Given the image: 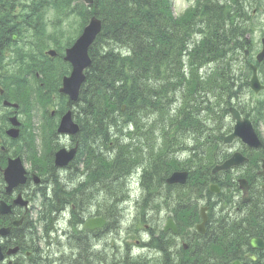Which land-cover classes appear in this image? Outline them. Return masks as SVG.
<instances>
[{
    "label": "rangeland",
    "instance_id": "1",
    "mask_svg": "<svg viewBox=\"0 0 264 264\" xmlns=\"http://www.w3.org/2000/svg\"><path fill=\"white\" fill-rule=\"evenodd\" d=\"M220 3H225L223 0H218ZM257 1V0H253ZM262 2V0H260ZM236 2L239 3V6H236L237 9L242 8L243 10V16L240 14L239 16H233L232 19L235 23H237V26L235 25V30L238 33L235 38H232L231 40L226 41L221 48L222 55L219 57L220 60L214 58L211 61L210 66L204 67L202 70L203 77L207 79L211 74L215 73V70L218 69L219 64L222 63L225 68L232 69L234 67V59H232L231 52L237 49L236 45H238V42L245 41L243 39L244 35L243 32L245 31H251L254 33L252 40V46L254 49H257V52H261L262 50V44L261 39L264 36V9L263 11H258L256 9H246L249 8L244 5L243 0H236ZM263 4V2H262ZM191 4L185 0H173L172 3V9L174 11V14L176 17L179 15H184L185 11L188 9V7ZM84 10H88L92 16L94 13L87 8L83 0H59L57 1L53 7L49 8L47 12L44 15V21L42 23V26L40 30L31 32H22V53L23 54H38L37 58L35 60H32L31 63L37 64L41 68H45L47 71L50 72L51 76H55L58 74V72H62L60 69L63 70V56L65 53V50L72 46V44L79 38V36L82 34V31L84 29V23L82 17H80V12ZM254 11L256 14H254ZM212 12V11H211ZM89 14V15H90ZM88 15V16H89ZM87 16V17H88ZM202 19L203 21H198L197 23H204L203 26L198 27L197 30H202L205 34H208V28L206 27L207 24V17L202 13ZM206 22V23H205ZM240 26V27H239ZM216 28L211 27V32H213ZM210 32V33H211ZM204 37V35H202ZM223 44V45H224ZM41 45V46H40ZM180 46V45H179ZM109 48H115L116 46L114 44H109ZM106 48H103L104 50ZM50 50H55L57 52V56L55 58L51 57L48 52ZM102 52V51H100ZM241 60V59H240ZM239 60V61H240ZM54 62L57 63L59 67V71L57 72L54 67ZM215 62V64L213 63ZM62 63V64H61ZM210 63V62H209ZM29 64V61L24 58L22 60V71H26L27 65ZM217 64V66H216ZM65 65V64H64ZM240 65L241 64H237ZM49 66V68H47ZM66 66V65H65ZM68 67V64L66 68ZM236 68V67H235ZM205 73L204 71H206ZM19 67L16 65L14 67L13 71H18ZM9 70L7 69V60L3 62L2 67L0 68V73L7 74ZM59 72V73H60ZM41 78V76L39 77ZM30 82L33 84L30 89V95L33 97L38 98L39 96H42L44 94V90H39V83H34L33 78L28 77ZM57 76L51 77L48 86L50 88L49 93V99H46L43 101L42 105H38L39 109L36 112V117L34 119H28L26 115H22V121L24 124H28V128L32 126L33 134H34V140L36 142L37 150H41V140L42 136L45 132V124L48 120L52 124H55L57 121V114L59 110H63L64 108L61 106V104L64 102L68 105L67 100L62 99L61 95L59 94V88L62 87L60 83H57ZM33 97L30 99L32 100ZM172 99L169 102V99ZM175 100L181 102L182 100H185L184 96L182 94L173 93L168 95L167 99L162 101V105L168 107L167 112L171 114H174L172 105L177 109V114L173 117V119L179 120L180 119V112L183 111L185 107V103L182 102L181 104H176ZM47 103V104H45ZM46 110H45V109ZM72 109V106L70 108ZM67 109V110H68ZM76 111V108L74 109ZM165 110V108H164ZM190 114V110L187 111ZM206 113H203L201 117H204ZM150 116H144V124H148V127L145 126L144 130H142V139L141 141L137 140H128V138H125L126 136H114L113 139H110L106 142L101 141L100 146L101 149L104 151H110L113 152L115 156L110 157V160H114L116 158V155H119V151L117 148V143L121 144L126 147H131L133 151H142L143 156V162L145 163L144 169L148 170L151 167V164L154 161H159L157 158V155H160L162 157L163 161H170V160H177L180 163H184L185 160L191 156V153L185 154L181 158H177L172 152L168 154L169 158L166 156V151L169 147V143L164 145V137H173L176 134H179V131L175 130L174 128H171L167 130L168 126V119L167 118H156L155 116L151 118ZM121 119H119L120 121ZM27 128V129H28ZM142 128V127H141ZM26 129V131H27ZM56 130V127L54 128ZM131 129H134L135 131L137 128L132 125ZM149 129V131H148ZM115 131L117 129H114ZM148 131V132H146ZM263 131V130H261ZM165 133V134H164ZM264 133V131H263ZM152 134H154L152 136ZM128 137V136H127ZM178 137V136H177ZM135 139V137H133ZM157 139V145L154 149V153H152V148H150V145L153 141ZM57 142L60 146L65 145L64 143V137L60 138V136L55 135L54 140L52 141L50 145V149L54 150V142ZM117 141V143H116ZM119 141V142H118ZM191 145H194V143H191ZM182 146L189 147L187 142H183ZM22 159L25 162L26 169L28 171H33L30 158L27 155V149L25 148V143L22 142ZM107 151V152H108ZM115 157V158H114ZM154 157V159H153ZM84 157L83 153H81L77 163L74 165V170H84ZM77 165V166H76ZM69 168V167H68ZM67 168V169H68ZM63 171H55L53 178L56 179L57 176H62L61 178H65L66 174L69 177L71 174L70 171L63 172ZM51 176V175H50ZM104 178V176H102ZM157 175L152 174L149 181H155L157 180ZM52 178H44V185H43V192L46 193L44 198L47 202L57 201L59 200L56 196V192L52 189L53 183L51 182ZM104 180V179H103ZM112 180H109V184H111ZM142 181V176L138 175H130V177H127L126 180H124V184L129 186L128 192L126 194L120 193L117 190L118 184L116 182H113V189L109 190L106 187L107 181H102L100 185H98L97 192L100 197H105L107 199L114 197V196H120V197H126L130 199H134L139 194H141L140 186ZM67 183V182H66ZM83 183V184H79ZM68 190L72 192H76L79 188L87 189L90 187V183L86 182V180L83 179H77L75 183H72L68 181L67 185ZM124 187V186H123ZM126 189V188H125ZM69 191V192H70ZM28 193V199L31 200V209L29 210L28 216L29 221L31 225L29 226V229L26 231L25 235H22L24 240L26 242H34L33 248H36L38 251V254L40 256V263L39 264H115L118 263V258L115 257L117 253L115 254H109L105 257H103V254H99L98 250L102 251H108L111 247V237L108 236V233L111 231L110 228L105 229L104 232L107 236L103 239L97 240V239H91L92 245L95 246L96 250H90L87 248L83 243L78 244L79 251L71 250L70 244L68 242V239L71 235H73L75 232L78 234L81 232L83 228V222L87 220L90 217L95 216H103L105 218L110 217L111 215L109 212H107L105 209L97 212V208L91 207L90 210L88 208L87 212L79 213L75 212L74 214L65 212L62 214L60 218H58V214H53L52 216H49V230L48 232H43V229L40 227H43V224H46L45 222L42 223V219L45 220V207L42 204L43 199L42 195L39 193H35L31 189H27L26 191ZM170 194L169 193H163L161 200L157 201L155 200L153 205L150 207V215L154 216V221L156 224H153L152 227L156 228L157 232H163L164 226H162L160 217L164 218H171L172 213H170L169 209V199ZM60 201V200H59ZM170 208L172 205V202L170 203ZM61 210H66L64 208H61ZM97 212V213H95ZM22 214V213H21ZM157 215L160 220V222L157 220ZM64 221L62 223V221ZM66 224V225H64ZM35 225V226H33ZM38 225V226H36ZM43 225V226H42ZM59 228V232H58ZM37 229V230H36ZM62 231H65L62 233ZM20 236V235H19ZM77 237H81L80 235H77ZM174 237V236H172ZM29 244L26 243V246ZM32 247V246H31ZM19 251L22 253V247H18ZM169 251V248H167V252ZM87 256V258L84 257ZM17 259L22 260V254L18 256ZM16 259V260H17ZM160 261L158 255L153 256V264H158Z\"/></svg>",
    "mask_w": 264,
    "mask_h": 264
},
{
    "label": "bare ground",
    "instance_id": "2",
    "mask_svg": "<svg viewBox=\"0 0 264 264\" xmlns=\"http://www.w3.org/2000/svg\"><path fill=\"white\" fill-rule=\"evenodd\" d=\"M208 1H211V5H207ZM218 0H205L204 4L202 6L203 13H206L207 6H210L213 8V11L220 7L223 12L231 11L235 14V16H239V11L236 8V5H228L226 3L217 4ZM253 3L258 4L257 2L250 0ZM249 0H245V6L247 7H253L254 4L251 3ZM96 2V0H95ZM137 2H141L143 4H147L148 2L151 3L149 6H151L150 9H142L141 11L143 13L148 14V17L154 18L156 16V12L153 9L152 6H158V7H164L167 9V6L165 5L163 0H137ZM102 3V2H101ZM106 3V2H105ZM85 5V4H84ZM86 6V5H85ZM153 16V17H152ZM126 23V21H124ZM152 22L150 19H146V25ZM210 23L206 24V27H219V22H215L213 18L209 20ZM3 23V15L0 13V24ZM124 24V23H123ZM204 23H199L197 26H203ZM129 24H124L123 27V33H126L127 27ZM175 33L182 35L183 40L191 43L194 45V47L200 48H211L213 46L212 42H208L204 37H202L201 34L195 33V34H183L178 29L174 30ZM0 36H5L4 41H0V47H3L7 44V31L5 29H0ZM133 46L136 50L142 51L143 50V40H139L138 38H134L132 40ZM151 42H149L150 44ZM240 45L245 46L247 49H250V44H245L244 41H239ZM170 48L169 45H166L164 47L165 53L168 52V49ZM115 52L119 53L120 56H124V52L122 50L117 51L116 49L109 48L105 52H98V62L96 63L94 67V71H92L89 76H87V73L82 74V80L80 82V85L82 87L85 86L87 81V86L85 88V93H81L78 97L72 98L73 105L76 108V111L74 112V115L79 121L85 124V130L82 133V136L78 142L80 143L81 148L84 150L83 157L84 160L87 161L88 164H90V169L95 172H101V173H107L112 170L111 167L113 160H110V157L115 156L114 153L110 151H104L101 149L100 142L101 141H108L110 139H113L115 136L114 131L109 132V136L106 135V126L109 122V119L115 118V119H122V118H128L130 115V112L127 113V107L122 108L119 111H115V113H112L113 109L105 107L103 104H99L96 101L92 102L96 98L95 94L98 93L99 95H106L108 98L110 97L111 93L113 97H116L115 95H130L129 89L125 86V84L122 83V81L125 80L122 72L124 70V64L122 63L121 59L114 60ZM172 52L174 50L172 49ZM169 57L166 58L164 56H161L164 60H162V63L166 65L167 67H171L170 63L174 64L178 68H182L184 63H186L189 67H196V62L191 58L189 54H183L178 56L176 53L172 55V53H169ZM219 60V59H218ZM170 62V63H169ZM164 71L169 76V72L164 68ZM243 74H231L227 76L228 82H230L232 85L235 86V83L239 82V85L237 84L236 87L240 88V78ZM123 79V80H122ZM152 98H155L157 102L161 103L162 94L159 92H155ZM63 106H65L63 104ZM112 117V118H111ZM60 131V130H59ZM183 138L188 143L189 147L192 150H196L199 153L203 151L204 145H191L193 143L187 136H183ZM56 156L61 151H54ZM69 153L70 151H67ZM118 155H116L117 157ZM115 158V157H114ZM71 168H74V165L71 166ZM226 171V170H223ZM54 173L51 175L50 178L51 182L53 183L52 189L56 193H60L57 195V198L61 201L63 208L66 209L65 213L68 214H74L75 212L82 213L87 212L88 208L90 210V207L97 208L98 211L105 209L107 212H109L110 216V229L111 230H118L121 229V231H125L127 233H132L135 235L136 239L139 240V243L134 244L131 248L125 249L122 251L120 256V264H140L142 257L144 255V245L146 252L151 255H158L161 254L160 248L163 251V258L159 261L158 264H173V260L170 257L169 253L164 250L163 248H170L174 246V241L171 238H155L151 232L150 227H152L153 224H156L154 221V216L150 215V207L153 205L154 201L161 200L162 194L167 193V191L160 187L159 190L152 196H147L144 194H139L134 199L126 198V197H120V196H114L109 199L105 197H100L97 190L94 187H88L87 189H83L80 192H72L66 188L68 179L67 177L61 178L62 176H57L56 179L53 178ZM67 182V183H66ZM155 189L158 188V186L154 187ZM65 190V191H64ZM70 191V192H69ZM200 200L203 202V205H205L209 212V218H210V226L209 228L216 223H218V217L216 214L215 206L212 203L211 199L206 196L205 194L199 195ZM22 205V203H21ZM171 210L173 213L182 221L184 224L183 229L188 233L190 236V241L195 243H201L205 241V239H201L198 236H194V234L191 233L190 229L193 226V223L195 221V213L196 208L191 205L190 203H186L183 208H179L177 205H172ZM22 220V217H21ZM157 220L164 224L165 226H169V221L167 218L160 217V220L157 215ZM64 221H62L63 223ZM238 224H242V222H237ZM231 224L234 225V221H231ZM44 225V226H43ZM43 227H40V229H43V232H48L49 230V224H43ZM66 225V224H64ZM222 226H226V222L222 223ZM29 229V226H27L26 230L22 232V235L26 234V231ZM143 231V230H146ZM146 232V233H144ZM76 232L69 237L68 242L70 244L71 250L79 251L78 244H84L87 248H91L92 246V240L90 238H86L84 236L77 237ZM150 237L148 239L147 236ZM206 235L207 242H209L212 245H216L220 248H224V242L219 237H214L215 242L212 241V233L208 230ZM22 243L26 245L28 248H33L34 242H26L24 238L22 237ZM123 245L131 246L132 241L126 240L122 243ZM32 246V247H31ZM96 250V249H95ZM119 250V246H112L108 251H102L98 250L99 254H103V257L109 255V254H115ZM80 252V251H79ZM206 256L208 257V260L215 262V264H219V262H216L212 260L211 258V252L205 251ZM247 252H238L235 254V258L237 260H241V258L246 254ZM85 258L87 256L84 255ZM33 264H39L40 263V256L38 254V251L36 248H34V255H33ZM16 264H28L25 260L17 259L15 260ZM146 264H149L146 262Z\"/></svg>",
    "mask_w": 264,
    "mask_h": 264
},
{
    "label": "trees",
    "instance_id": "3",
    "mask_svg": "<svg viewBox=\"0 0 264 264\" xmlns=\"http://www.w3.org/2000/svg\"><path fill=\"white\" fill-rule=\"evenodd\" d=\"M163 1L167 6V9L155 5L152 6L157 13L154 18L148 17V14L141 11L142 9L151 8V6H149L151 3L149 2L143 4L137 2V0H96L94 7H91L95 8V13L102 18L104 27L103 33L94 45L95 47L90 50L92 64L86 72L88 74L87 76L94 71V67L98 62V52H105L109 49V44H114L116 47L112 49H116L117 51L120 49H125L127 51V55H124L123 57L115 52L114 60L121 59L124 64L122 74L125 80L122 81V83L129 89L130 95L123 94L121 96L116 94V97H113L111 93L108 98L106 95H99L96 93V98L92 100V102L96 101L107 108L113 109L112 113L121 110L124 104L128 108L127 113L130 112L128 118H122L120 120V123H122L121 126L118 124L119 119L111 117L112 119L108 120L109 123L105 125L106 135L108 136L109 132L112 130L114 131L115 136H129L131 133H129L128 130L130 124H133L137 128V137L139 138L142 136L141 134L144 127H148V124L143 123L145 115L150 116L151 118L154 116L156 118L168 117L166 106L162 105V101L167 98L170 92H178L181 88L184 97L189 98L192 94L197 95L199 93L197 89L206 90L209 86V82L202 84L199 77H195L194 70H192V73L191 70L189 72L192 76V80L189 82L183 74L182 68H178L170 62L171 67H167L162 63V60L164 59L161 56L168 58L170 55L169 53H172V55L176 53L180 56L187 48H189V46H187L189 42L184 41L183 36L175 33L174 30L178 29L183 34H191L193 31V27L190 24L184 26L173 24L170 13V0ZM211 4V1H208L207 5ZM204 15L207 17V23H210L209 20L213 18L215 22H219V27L213 32H211V27H207L208 34H204L205 36L208 35L205 39L208 42L213 43L211 48L200 47L196 49L194 47L193 53L190 54V56L196 62V65L199 64L201 57H220L222 55L221 48L225 46L224 43L238 35L236 32L237 30H235V25L237 26V23L234 25V18L232 19L235 14L231 11H228L227 13L223 12L220 7H217L213 11L212 7L207 6ZM146 19L152 21L148 26L146 25ZM124 21L129 24V26L127 25L126 33H123V27L124 24H126ZM134 38L143 40L142 51L136 50L133 46L132 40ZM149 42L151 43L149 44ZM166 45L170 46L167 53L163 52ZM189 45L192 44L189 43ZM103 48L106 49L102 50ZM172 49L175 53L172 52ZM164 68L169 72V76L164 71ZM86 86L87 81L82 89L83 94L85 93ZM155 92L162 94L161 103L157 102L158 98H152ZM190 108L188 101L187 109L189 110ZM125 120L127 123L123 124ZM171 120L172 119L168 118V121L172 125ZM186 122L187 124L195 123L194 120L184 116L181 123H178V128ZM114 129L117 130L115 131ZM153 135L154 134H152V136ZM22 140L28 145L33 144V140L30 136L26 138L24 135L22 136ZM132 151L133 150L129 147L120 145L119 155L115 161L113 160L111 165V167L114 168L106 173L107 185L109 188L113 189L112 183L114 181L117 182V179H115L109 184V180H111L112 177H117L119 175H122L123 177L130 171L129 167L131 166L132 168V163L130 162V159L133 158ZM137 156L138 153L136 157ZM121 158L125 162L123 161V163H119ZM160 166L163 165L161 164ZM1 191L2 189H0V196ZM20 231L22 230L20 229L16 233ZM219 264H222V262L219 261Z\"/></svg>",
    "mask_w": 264,
    "mask_h": 264
},
{
    "label": "flooded vegetation",
    "instance_id": "4",
    "mask_svg": "<svg viewBox=\"0 0 264 264\" xmlns=\"http://www.w3.org/2000/svg\"><path fill=\"white\" fill-rule=\"evenodd\" d=\"M0 13L3 15V23L0 24V29L7 31V44L0 47V61L7 60V69L13 71L16 65H22V0H0ZM7 13V14H6ZM11 37V40H10ZM5 36H0V41H4ZM9 45H13L10 47ZM261 68H264L262 66ZM20 77L18 81L22 82V68H19ZM16 73V72H14ZM10 72L0 75V82L5 86L4 94L0 96H9L11 103H15V100H21L22 97V83L17 85L16 82H11ZM264 82V78H262ZM9 84H8V83ZM239 85V82L235 83ZM247 84V83H246ZM19 105V104H18ZM20 106V105H19ZM251 106V105H250ZM237 108L240 111L247 109L240 103L237 104ZM0 114V123L3 118L7 119V125L9 126V120L13 116H17L21 122L20 131H22V109L19 107L17 110L13 108H5ZM242 114V113H241ZM261 121L254 119L252 121L258 140L261 143L262 148L259 150H253L245 146L240 140L233 142V145L227 148L225 153L216 157L215 166L222 165L229 159L245 157L247 160L245 163L235 166L227 171H220L213 174L214 184L219 188L218 192L208 194L211 197V201L215 206L217 217H222L226 213L229 214L230 221H234L237 225H243L250 236L260 237L264 241V134L259 130V123ZM4 134H7V128L3 129ZM246 181V191L241 188L240 181ZM187 200H184L185 204ZM191 205L202 209L203 202L197 198L191 200ZM185 205H182L183 208ZM204 207H206L204 205ZM207 208V207H206ZM200 210L195 213L194 226L190 231L194 236H198L201 239L207 241V231L212 233V241H216L214 237H218L217 223L209 228L210 219L206 225V232L204 235H199L196 231V226L202 222ZM10 222V220H8ZM237 222H242L238 224ZM184 227V224H183ZM180 232V241L183 245L181 252H179L180 260L186 262V256L188 252H191L193 246H197V250L201 252L210 251L215 253L217 246L210 244V247L202 246L201 243H195L190 241V236L183 229ZM250 241V240H249ZM10 241L9 239L4 241L5 248H7ZM243 246H247L248 249L241 251L233 244L229 250L233 258L238 252H247L239 264H264V248H254L250 242L243 243ZM264 246V243H263ZM173 257L177 258L178 254L173 252ZM208 259V257L206 256ZM32 252L29 248L22 243V260L32 264ZM206 259V261H207ZM213 262V261H212Z\"/></svg>",
    "mask_w": 264,
    "mask_h": 264
},
{
    "label": "water",
    "instance_id": "5",
    "mask_svg": "<svg viewBox=\"0 0 264 264\" xmlns=\"http://www.w3.org/2000/svg\"><path fill=\"white\" fill-rule=\"evenodd\" d=\"M86 2L90 4L93 2V0H86ZM100 30H101V22L96 18H92L90 25L85 29L84 35L76 42L73 48L67 51L66 60L72 63L74 70L71 78L65 81L63 92L67 93L69 91V88L72 85H75V90L74 93L72 94V98L78 97L83 71L90 64L87 51L90 45L95 40L97 34L100 32ZM263 57H264V51L259 56V59L261 60ZM60 132L63 133L78 132L77 126L72 124L70 114H67L63 118L62 125L60 127ZM74 156H75V151H71L67 153L66 150H62L56 156V165L59 167L67 166L70 163V161L73 160ZM25 174L26 172L18 160L10 162L8 169L5 171V180L8 183V187H7L8 193L12 192L19 185L26 184L27 178L25 177ZM185 180H186V173H175L170 179H168V183L170 184L184 183ZM34 182L36 184L40 183V180L38 179L37 176H34ZM19 203H22V206L28 205V202L23 201L21 195H19L16 204ZM0 212L2 214H9L11 212V207H8L4 203H2L0 206ZM21 223L22 221L16 222L14 223V225L18 227L21 225ZM103 226H104V221L97 220V221H89L85 227L87 229L90 228L95 229ZM10 232H11V228H4L0 230V235L4 237L9 235ZM17 251L18 248L14 250H10L8 254H12V253L15 254L17 253ZM3 260H4V256L0 248V262Z\"/></svg>",
    "mask_w": 264,
    "mask_h": 264
}]
</instances>
